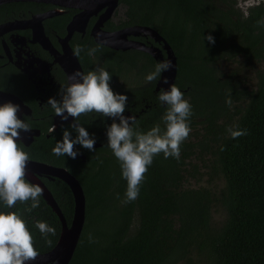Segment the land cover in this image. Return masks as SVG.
Wrapping results in <instances>:
<instances>
[{
	"label": "trees",
	"instance_id": "1",
	"mask_svg": "<svg viewBox=\"0 0 264 264\" xmlns=\"http://www.w3.org/2000/svg\"><path fill=\"white\" fill-rule=\"evenodd\" d=\"M120 1L128 6L130 23L156 29L173 48L175 85L192 106L191 132L180 145L178 161L165 159L163 153L154 157L138 198L129 203L124 202L127 182L108 146L98 148L103 152L92 157L78 145L84 159L73 160L52 155L57 140L32 145L38 159L64 166L74 175L85 194V222L68 264H176L193 252L201 264H264V70L257 73L256 87L245 90L219 78L210 64L220 55L240 53L247 60L263 57L264 26L257 24L262 21L261 11L254 10L247 20L226 18L227 24L212 28L201 17L203 0ZM208 35L214 37V44L204 39ZM105 52L111 70L125 56L131 64L139 53ZM229 92L231 100L242 96L247 101L230 108L225 103ZM165 110L167 106H159L140 115L133 127L147 132L159 125L163 132ZM197 117L203 119L196 122ZM195 123L202 127L196 129ZM228 128L246 129L247 135L232 139ZM201 154L209 155L207 161ZM196 162L202 163L209 181L223 179V187L190 186L189 178L195 183L201 179ZM47 188L69 223L73 212L69 187L55 179ZM25 207L18 202L9 209L0 201V212L20 215L37 251L46 252L58 238L60 221L42 197L31 213ZM212 207L223 214L218 224L211 221ZM36 221L55 228L50 245L35 227Z\"/></svg>",
	"mask_w": 264,
	"mask_h": 264
},
{
	"label": "flooded vegetation",
	"instance_id": "2",
	"mask_svg": "<svg viewBox=\"0 0 264 264\" xmlns=\"http://www.w3.org/2000/svg\"><path fill=\"white\" fill-rule=\"evenodd\" d=\"M64 1L13 0L0 4V105L8 102L19 105L18 117L30 125L28 132H21L19 147L29 154V161L46 164L50 163L38 159L30 148L39 141L43 142L41 140L53 142L62 140L64 129L73 122L71 117L67 121H62L47 105V101L49 98L61 99L58 94L59 90L62 85L70 83L69 77L79 69L77 64L84 74L99 68L109 72L112 77L110 81L112 90L128 96L125 116L138 118L159 106L163 108L167 106L161 104L158 99L160 92L166 90L163 81H160V78L153 82L146 81V76L155 70V66L165 61L166 50L162 42L154 41L149 35L143 33L133 35L124 32L128 27L141 25L130 23L127 4L118 0L117 6L108 10L106 7L90 9L91 6L87 8L67 6L64 5ZM72 3L78 5L79 1ZM203 6L205 10L201 9V17L205 25L212 28L227 24L226 18L230 17L234 20H247L254 10L261 11L260 17L264 21V0H203ZM121 32L125 33L126 40L122 39ZM106 39L111 44L118 45L119 48H111L98 41ZM127 41H138L147 47L158 48L157 57L143 49H122L121 47ZM98 43L101 45L100 50L93 56L87 55L86 51L82 52L79 57L73 54L76 45L87 49L95 47ZM107 49L123 53L128 51L139 53L134 55L135 58L131 60V64L125 56L128 60L121 61V65L118 61L120 66H115L118 68L111 70L107 64L109 57L105 54ZM171 49L173 50L172 47ZM238 55L242 56L237 53L220 55L212 59L213 63L210 64L214 65L219 78L224 79L228 75V70L231 72L230 64L225 69L224 72H227V75L224 76L222 75L224 73L220 74L219 66H216L220 65V61L225 62V58H228L230 63L233 59L236 60L234 61L236 69L231 72V75L229 74L232 78L236 75L239 77L240 73L242 76L249 75L244 72V67L248 64L251 67L257 58L247 60L242 56L239 61L234 58ZM262 56H264V51ZM237 84L240 89L250 90L243 82L237 80ZM232 101L243 105L247 98L243 99L241 96L239 100L236 98ZM131 109L136 111L131 112ZM165 112L166 110L162 112L161 118ZM57 120L60 122L55 125V132H49ZM79 123L82 126L86 123L88 125L86 130L96 137V150L90 152V155L92 157L100 155L103 151L97 149L108 146L106 129L112 120L96 113H90L82 115ZM163 125L165 126V123ZM72 134L74 138L75 132ZM76 148L79 151L78 145ZM79 153L78 157L84 156V153L80 151ZM108 153L111 154V152ZM50 165L65 168L61 165ZM38 178L46 186L58 179L44 172H41Z\"/></svg>",
	"mask_w": 264,
	"mask_h": 264
},
{
	"label": "clouds",
	"instance_id": "3",
	"mask_svg": "<svg viewBox=\"0 0 264 264\" xmlns=\"http://www.w3.org/2000/svg\"><path fill=\"white\" fill-rule=\"evenodd\" d=\"M257 24L264 26V21H258ZM204 39L211 44L215 43L212 35ZM100 47L99 43L87 49L76 45L73 54L79 57L86 51L87 55L93 56ZM172 68L171 61H162L146 76V81H156L162 77V73ZM111 78L109 72L103 68L86 74L76 71L69 77L70 83L61 86L58 93L61 99H48L47 105L54 110L56 116L62 121H67L69 117L73 120L64 129L62 140L56 142L52 155L67 156L75 160L80 154L77 145L89 152H95L96 137L94 134L90 135L79 123V118L96 113L111 119L112 123L106 129L107 145L119 162L122 177L127 182L124 202L129 203L138 198L140 185L145 180V174L155 156L163 153L165 159H180V145L191 132L192 106L184 99V94L178 87L170 85L169 89L162 90L158 96L160 103L167 105L162 118L165 130L162 132L157 125L147 132H141L133 127L136 118L124 115L128 96L112 90ZM163 83L168 84L167 77H163ZM225 103L232 107L230 92ZM19 111V105L11 102L0 105V201L9 209L19 202L26 205L25 212L31 213L40 206L43 189L25 178L30 156L19 147L18 141L21 132H28L30 125L18 117ZM55 129L53 124L49 132H55ZM227 131L232 139L247 135L246 129L228 128ZM73 132L76 134L74 138ZM35 227L50 245L49 237L56 234L55 228L44 221H36ZM38 255L25 220L15 212H0V264H26L35 260Z\"/></svg>",
	"mask_w": 264,
	"mask_h": 264
},
{
	"label": "water",
	"instance_id": "4",
	"mask_svg": "<svg viewBox=\"0 0 264 264\" xmlns=\"http://www.w3.org/2000/svg\"><path fill=\"white\" fill-rule=\"evenodd\" d=\"M8 1L13 0H0V4ZM74 1H79V4H73L72 2ZM64 2V5L67 6H77L85 8L91 6L90 9H99L102 7H106L108 10H111L115 6H117L118 0H65ZM124 32L133 35H139L140 33H143L144 35H149L151 38H153L154 41L162 42L163 48L166 50L167 54L165 61H171V63L173 64V68L170 71L162 73L160 81H163V77H167L168 84H165L164 87L166 88V90L169 89L170 85H172L175 80L177 65L175 54L165 38L154 28L144 25H135L128 27L126 30H124ZM124 32H121L123 34V37L125 36L124 38L122 37V39L126 38ZM98 41L108 47L116 49L119 48L118 45L111 44L108 39ZM121 48L143 49L144 51L149 52V54L153 55L154 57H157V54L159 52L158 48H154L151 46L147 47L145 46V44L138 41H127ZM77 67L79 68L78 71L82 72L78 64ZM59 122L60 121L57 120V123L55 125L59 124ZM80 157L82 159L84 158L83 155H80ZM41 172L48 173L54 177H57L59 180L65 182L69 187L73 198V212L69 223H67L57 202L55 201L47 186L38 178V175ZM26 173L27 174L25 178L28 182L39 185L43 189V194L41 196L42 199L56 214L60 221V231L54 246L46 252L39 253L35 260L26 262V264H68L76 248L85 222V194L83 188L78 179L63 167L52 166L50 164L42 162L28 161Z\"/></svg>",
	"mask_w": 264,
	"mask_h": 264
},
{
	"label": "rangeland",
	"instance_id": "5",
	"mask_svg": "<svg viewBox=\"0 0 264 264\" xmlns=\"http://www.w3.org/2000/svg\"><path fill=\"white\" fill-rule=\"evenodd\" d=\"M262 57V56H261ZM235 59L237 60H241L242 56L238 55V56H234ZM225 62H221L220 61V65L217 64L216 66H219V72L220 74H222L223 76L224 75H227L224 71L225 69L227 68L228 64H230V68H231V72H233L234 69H236V65L234 64V61L236 60H232V62L230 63L229 62V59L228 58H225L224 59ZM222 63V65H221ZM264 70V56L253 62L251 64V67L250 65L248 64L247 66L244 67V72L246 74H249V75H244L242 76L241 73L239 74V77L236 75L234 78H232L230 75H231V72H229L228 70V75H227V79L229 80H232L233 82H236L237 83V80L240 81V82H243L246 84L247 87H249V89H253L256 87V82H257V73L259 71H263ZM230 74V75H229ZM225 79V78H224ZM187 101H189V98L185 96V98ZM237 102L236 103H232V105H235L236 106ZM232 108V107H231ZM201 117H197L195 120L196 122L200 121ZM218 123H221V122H218ZM197 126H201L202 127V124L199 123V125H197V123H195V128H197ZM195 149V148H194ZM202 153V151H200ZM202 156V159L207 161L208 159V154L206 156ZM197 164H199L198 162H196ZM202 168V163L199 164V167H198V171H200L202 173L203 169ZM189 183H190V186H198V185H201V186H207V187H211V188H216V189H220L221 187H223V179H212L211 181L208 180V177L206 175H204L202 173L201 175V179L197 180L198 183H195V180L189 178L188 179ZM211 213V221L214 222V224H218L222 219H223V214L221 212V210L219 209H211L210 211ZM176 264H201V260H200V256L197 255L195 252H193L188 258H185L184 260L183 259H180Z\"/></svg>",
	"mask_w": 264,
	"mask_h": 264
}]
</instances>
